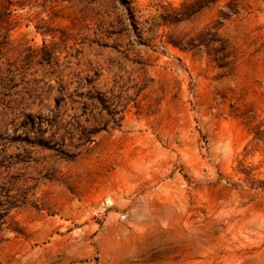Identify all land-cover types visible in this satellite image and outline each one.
Masks as SVG:
<instances>
[{"label": "rangeland", "instance_id": "1", "mask_svg": "<svg viewBox=\"0 0 264 264\" xmlns=\"http://www.w3.org/2000/svg\"><path fill=\"white\" fill-rule=\"evenodd\" d=\"M0 264H264V0H0Z\"/></svg>", "mask_w": 264, "mask_h": 264}]
</instances>
